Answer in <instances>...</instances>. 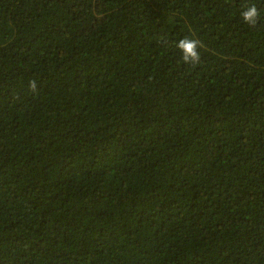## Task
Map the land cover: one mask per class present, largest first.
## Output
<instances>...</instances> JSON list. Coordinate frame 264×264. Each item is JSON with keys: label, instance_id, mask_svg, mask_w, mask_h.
Instances as JSON below:
<instances>
[{"label": "trees", "instance_id": "obj_1", "mask_svg": "<svg viewBox=\"0 0 264 264\" xmlns=\"http://www.w3.org/2000/svg\"><path fill=\"white\" fill-rule=\"evenodd\" d=\"M0 264H264V0H0Z\"/></svg>", "mask_w": 264, "mask_h": 264}, {"label": "clouds", "instance_id": "obj_2", "mask_svg": "<svg viewBox=\"0 0 264 264\" xmlns=\"http://www.w3.org/2000/svg\"><path fill=\"white\" fill-rule=\"evenodd\" d=\"M241 15L245 23H247L249 26L254 27L258 23L260 12L253 5V6H249L246 10H244L241 13ZM200 46H201V42L198 39H190L188 37L180 39L178 42H176V47L182 53L183 61L193 66L200 63L201 57L198 51V48ZM30 87L33 90H35L36 88L35 81L30 82Z\"/></svg>", "mask_w": 264, "mask_h": 264}]
</instances>
